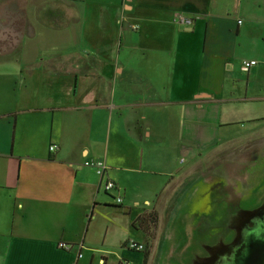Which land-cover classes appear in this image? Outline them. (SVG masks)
<instances>
[{
    "label": "crops",
    "instance_id": "0c3cea01",
    "mask_svg": "<svg viewBox=\"0 0 264 264\" xmlns=\"http://www.w3.org/2000/svg\"><path fill=\"white\" fill-rule=\"evenodd\" d=\"M2 1L0 264H143L129 239L153 264L135 221L191 209L199 161L264 127V0Z\"/></svg>",
    "mask_w": 264,
    "mask_h": 264
},
{
    "label": "rangeland",
    "instance_id": "374dc122",
    "mask_svg": "<svg viewBox=\"0 0 264 264\" xmlns=\"http://www.w3.org/2000/svg\"><path fill=\"white\" fill-rule=\"evenodd\" d=\"M8 8L1 0L0 14ZM258 124L264 126V118ZM256 126L233 125L220 150L199 161L198 203L186 211L162 210V220L159 215L152 225L153 264H160L165 245L175 250L174 264H255L264 259V127ZM182 251L183 261L176 263Z\"/></svg>",
    "mask_w": 264,
    "mask_h": 264
},
{
    "label": "built area",
    "instance_id": "2783aa9c",
    "mask_svg": "<svg viewBox=\"0 0 264 264\" xmlns=\"http://www.w3.org/2000/svg\"><path fill=\"white\" fill-rule=\"evenodd\" d=\"M194 20L195 19L193 17H189V16L185 15L184 13H178L175 17V21L177 23H182V24H186V25H191L194 22ZM256 64H257L256 60H245V61H243L242 69L245 71H248L251 66L256 65ZM57 149H58L57 144H52L50 146L51 151H56ZM85 165L95 167L97 173L100 176H103L107 170V164L103 160L94 161V162L87 161L85 163ZM104 187H105L106 192L111 193L118 186L114 180L108 179L105 182ZM115 200H116V204H122L123 203V197L122 196L115 197ZM126 246L130 249H133V250L144 251V252L146 251V245L144 243L137 242L134 239H129L126 243ZM59 247H61L63 249H69L71 247V245L66 243V242H60ZM81 256L82 255H80V257ZM120 264H132V263L130 261L123 260V261H121Z\"/></svg>",
    "mask_w": 264,
    "mask_h": 264
},
{
    "label": "trees",
    "instance_id": "16d2710c",
    "mask_svg": "<svg viewBox=\"0 0 264 264\" xmlns=\"http://www.w3.org/2000/svg\"><path fill=\"white\" fill-rule=\"evenodd\" d=\"M159 220V212L157 210H152L149 211L145 214H143L141 217L138 219L139 226L143 229V231L150 236V239L153 241V230H152V225L156 223L155 221ZM152 246V244H151ZM146 248L145 255H144V262L143 264H147L149 254H150V248Z\"/></svg>",
    "mask_w": 264,
    "mask_h": 264
},
{
    "label": "water",
    "instance_id": "95a60500",
    "mask_svg": "<svg viewBox=\"0 0 264 264\" xmlns=\"http://www.w3.org/2000/svg\"><path fill=\"white\" fill-rule=\"evenodd\" d=\"M264 246V243H263ZM258 252V251H257ZM261 260V261H260ZM257 262H255V264H264V259H260ZM254 264V263H253Z\"/></svg>",
    "mask_w": 264,
    "mask_h": 264
}]
</instances>
